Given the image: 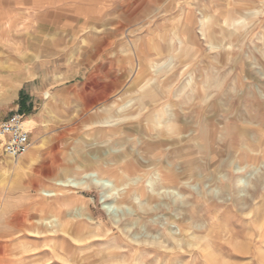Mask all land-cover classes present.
<instances>
[{
  "label": "rangeland",
  "instance_id": "obj_1",
  "mask_svg": "<svg viewBox=\"0 0 264 264\" xmlns=\"http://www.w3.org/2000/svg\"><path fill=\"white\" fill-rule=\"evenodd\" d=\"M263 65L264 0H0V118L19 111L37 124L19 158L0 145V264H98L111 250L122 253L121 262L103 263L214 264V256L218 264H263L264 160L246 158V146L264 147ZM144 92L156 94L149 105ZM132 98L127 119L100 122ZM178 136L185 146L177 155L199 176L184 173L182 184L166 191L158 182V204L148 206L135 189L145 186L150 194L147 179H157L153 140L173 143ZM168 151L165 160L175 156ZM131 155L147 165L138 175L127 166ZM32 159H49L58 177L78 178L85 169L109 178L124 173L128 185L111 199L132 189L130 202L117 207L113 222L99 190L68 187L49 211L18 217L28 194H38L29 183L39 173ZM71 195L87 201L92 221L72 215L64 200ZM140 216L143 226L135 222ZM42 219L53 221V231L33 232ZM80 221L89 225L76 241L66 233L80 237L73 232ZM100 223L111 229L96 235ZM192 231L202 237L198 249L187 245ZM125 241L151 250L133 258ZM240 244L248 250L238 252Z\"/></svg>",
  "mask_w": 264,
  "mask_h": 264
},
{
  "label": "bare ground",
  "instance_id": "obj_2",
  "mask_svg": "<svg viewBox=\"0 0 264 264\" xmlns=\"http://www.w3.org/2000/svg\"><path fill=\"white\" fill-rule=\"evenodd\" d=\"M229 13V11H227ZM228 15V14H227ZM225 19V18H224ZM235 21H238V19L233 18L231 21H229L230 24H234ZM204 22V19H201L200 23L201 26ZM228 23V22H227ZM229 24V25H230ZM228 25V24H227ZM140 48V47H139ZM152 49V48H151ZM141 50V49H140ZM146 52V51H145ZM141 56V55H140ZM154 57V56H153ZM137 58V57H136ZM145 58V57H144ZM150 58V57H148ZM153 62H150V64ZM149 64V63H148ZM149 64V65H150ZM156 64V63H154ZM147 65V64H146ZM133 65H131L132 67ZM158 66V64H157ZM156 65H154V67H157ZM152 67V66H149ZM133 68V67H132ZM137 68H139V66H137ZM264 68V65H263ZM146 69V68H145ZM134 70V68L132 69ZM144 70V69H143ZM155 70V69H154ZM136 71V70H135ZM142 71V69H141ZM140 72V71H139ZM143 73V72H142ZM163 73V72H162ZM128 74V73H127ZM138 75V74H137ZM141 75V74H140ZM250 75V74H249ZM139 76V75H138ZM143 79V78H142ZM136 80V79H135ZM152 80V79H151ZM264 80V79H263ZM261 83V82H260ZM146 84V83H145ZM143 84V86L141 87V91H143L147 85ZM261 91H262V96L263 98L261 99L263 102L259 101L260 103H264V82L261 83ZM252 93V92H251ZM156 94L152 93L151 95L146 94L145 92L142 94V98L146 100L145 104L149 105V96L152 98L153 96H155ZM123 98V97H122ZM149 99V100H148ZM162 99V98H161ZM156 101V100H155ZM136 102V99L132 98L127 100V102H124L123 104H121L117 110L119 113H121V115H119V113L111 115V114H106L104 116V118L102 120H100L101 123H103L105 126H111L115 123H118L120 121H123L125 119L128 118V115L126 114V110L133 104ZM154 103V102H153ZM104 107V106H103ZM155 107V106H154ZM132 108V107H131ZM186 108V107H185ZM100 109V108H99ZM112 108L107 109L109 112ZM145 107H140V110H144ZM129 110V109H128ZM108 111H106L105 113H107ZM135 113V112H134ZM166 113V112H165ZM133 114V113H132ZM134 115V114H133ZM167 116V115H166ZM194 116V115H193ZM250 117V116H249ZM172 123V122H171ZM175 123V122H174ZM181 123V122H180ZM24 125L27 129L31 130L30 128H37V124L31 119L28 118L27 120H25ZM228 130V129H227ZM135 131V130H134ZM147 132V131H146ZM156 133V132H155ZM219 133V132H218ZM157 134V133H156ZM186 134V133H185ZM223 134V133H222ZM147 137V135H146ZM179 137V136H178ZM151 139V138H150ZM156 139V138H155ZM249 139V138H247ZM183 141V137H179L177 139V141L170 143L169 140H166L163 137H158L156 140H153L154 143H156L155 145V151H157L156 153L160 156V159L158 162H156L157 164L155 165L156 167V172H157V179H147L148 184L151 187V193L148 194L146 192V187L145 186H138L137 189H135L137 191V194L141 197L146 196V202L147 205H154V204H158V199L160 197V193L159 190L158 192H156L155 190L158 189L155 188V185L159 182L161 183V187L168 189L171 187V184L176 185L177 187H179L180 184H182L183 180L185 179V174L184 173H188V175L192 178V179H196L197 173H196V168L197 166L194 165V163H188L187 165L184 164V157L183 156H179L177 155V153H180L181 155L183 153H181L184 149V144H181V142ZM248 141V140H247ZM252 142V141H251ZM139 143V142H138ZM158 144V145H157ZM259 146L257 147L258 149H260V154L257 155L255 154V150L256 147H253V145H248V147L246 146V158L248 160L253 161V163H258L260 161V159L264 160V147H261V143L259 142ZM230 147V146H229ZM201 149V148H200ZM55 150V149H54ZM167 150H169L168 152H170L171 154H175V156H172L171 158L169 157L168 160H165L166 158V152ZM52 151V150H51ZM196 151V150H195ZM201 151V150H200ZM258 151V150H257ZM256 151V153H257ZM27 152V151H26ZM25 152V153H26ZM151 153V152H150ZM104 158V157H103ZM50 161H52L54 164H57V158L52 156L49 158ZM49 159H32V163H36L38 162V164L35 166L34 171H37L39 173H36L37 176H35V173H33L32 178L30 180L29 183H31L33 186L37 187L38 189V194L33 198L31 196V194H28V197L30 198V204H25L24 210H22L20 213H17L18 217H20L21 213H27L30 212L31 210H40L41 212H46L49 211L51 208L50 206L52 205V202L55 200H60L61 196L63 195V192H65L67 190L68 187H72L75 190H85V189H97L99 190V194L101 195V205L102 208L107 212L109 218L111 219V221L115 222L116 218H117V207L121 204H125L130 202V192L132 191V189H128L126 190V194L123 195V197H121L120 199H111V192L114 189H118L121 187H126L128 185V178L126 176V174H121L120 172L115 173L114 176L110 177L106 176V175H101L98 171L96 170H88L85 169L84 172L82 173V175L78 178H70L69 176L66 177H58V175L56 176L54 169H53V165L52 164H48L49 163ZM100 159V158H99ZM143 161V160H142ZM139 158H137L136 156L131 155L130 158V163L127 165L128 168L130 170H132L133 172H138L139 170H142L140 168H144L147 165L144 164ZM51 162V163H52ZM147 162V161H145ZM104 164V163H103ZM22 164L20 163V161L16 160L14 161V167L15 169L20 168ZM55 166V165H54ZM149 166V165H148ZM196 168H195V167ZM113 165L110 163L109 160H107L105 162V166H104V171L106 170L107 173H109L110 171L113 170ZM87 168V167H86ZM117 170V169H116ZM198 170V169H197ZM58 172V171H57ZM61 172V171H60ZM123 172V171H122ZM121 172V173H122ZM152 174V173H151ZM66 175V173L64 174ZM109 175V174H108ZM136 175H138L136 173ZM69 177V178H67ZM132 177V176H130ZM140 177V176H139ZM246 178L247 175L242 176L241 178H239L240 182H246ZM159 185V184H158ZM159 185V187H160ZM157 186V185H156ZM243 186V185H242ZM31 187V186H30ZM158 187V186H157ZM71 188V189H72ZM245 186L242 187V189H244ZM36 189V188H35ZM134 189V188H133ZM180 189H182L180 187ZM149 190V191H150ZM169 190V189H168ZM32 191V190H31ZM166 191V190H165ZM161 192V190H160ZM164 193V192H163ZM164 195V194H163ZM162 195V196H163ZM167 197V196H166ZM64 200L66 202V206L68 207V210L70 212H72V215L76 216H82V217H86L88 220H93V216L89 213L88 209H87V201H85L84 199L80 198V197H76L75 195H71V196H66L64 197ZM89 200H92L91 198ZM160 202V201H159ZM161 204V203H160ZM184 204V203H182ZM62 205V204H61ZM185 205V204H184ZM146 206V205H145ZM77 207V208H75ZM152 207V206H151ZM180 208V206H179ZM185 210V209H184ZM59 211V209H58ZM57 211V212H58ZM186 211V210H185ZM60 212V211H59ZM32 213V212H31ZM14 214V213H13ZM56 214V213H55ZM16 215V216H17ZM71 215V216H72ZM58 216V214H57ZM60 216V215H59ZM58 216V217H59ZM68 216V215H67ZM60 218V217H59ZM258 218V217H257ZM22 219V218H21ZM71 219V217H70ZM144 217L140 216L139 220H136L135 222L140 225L143 226V220ZM184 219V216L183 218ZM36 221H38L37 219H34ZM45 219H42L41 223V227H35V229L33 230V232H35L36 234L39 233H47L49 231H53L52 227L53 226V221H49V220H45L46 222L44 223ZM185 220V219H184ZM19 221V219H18ZM49 221V222H48ZM16 222V221H15ZM23 222V220H22ZM133 222V221H132ZM4 223V222H3ZM179 228L181 230V232L186 231V223L182 220H178L177 221ZM20 224V223H19ZM94 224V223H93ZM127 224V223H126ZM88 223L86 221H80L78 223V227H76V230H74L73 232L79 234L77 236L80 237H72L68 232L66 233L69 237H71L72 239L76 240V241H81L82 237L84 239V236L80 234V232L82 231L84 233V231L88 228ZM146 225V224H145ZM51 227V228H50ZM96 235H101V233L103 231L108 232V230H110L111 228H106V225L104 223H100L98 224L96 227ZM131 228V227H130ZM41 229V230H40ZM65 231V230H64ZM29 232V231H28ZM197 232V231H196ZM196 232H191L190 236L188 238H191L189 240H191L190 242H187V245L192 246L194 248H200L199 245L201 244V235H198ZM185 233V232H184ZM222 234V233H221ZM74 235V234H73ZM108 235V234H107ZM189 235V234H188ZM263 236L264 235V230L262 232L258 233V236ZM7 236V235H6ZM38 236V235H37ZM114 236V234H110L108 237L112 238ZM61 237V236H60ZM51 238V237H50ZM91 239V238H90ZM44 240V239H43ZM113 241L115 239H112ZM167 240V239H166ZM264 240L261 238V241ZM121 241H124V239L121 238ZM165 240L162 241V243ZM168 241V240H167ZM181 241V242H180ZM110 242V241H109ZM112 242V241H111ZM119 242V241H118ZM176 242L178 243H186L184 240H180V239H176ZM215 242V241H214ZM65 243V242H64ZM114 243V242H113ZM126 245L128 247H130V245L132 246L134 253L136 255V257L133 258H138L137 255H140V253L142 251H149L151 250L148 246H143V247H139V246H135L132 245L129 241H125ZM161 243V244H162ZM167 243V242H166ZM218 242H216L217 244ZM60 244V243H59ZM117 244V242H116ZM177 244V243H176ZM175 243L173 245H176ZM122 245V244H121ZM219 245L221 246V248H224L225 246L222 245L221 243H219ZM72 246V245H71ZM114 246H116L114 244ZM120 246V245H119ZM118 246V247H119ZM163 246V245H162ZM208 247H209V243H208ZM59 248H62L63 250H65V248L63 247V245H59ZM121 248H123L121 246ZM176 248V246H175ZM174 248V249H175ZM179 248V246L177 247ZM237 251L238 252H245L246 250H248L247 248L245 249L244 245H237L236 246ZM116 249V248H115ZM120 249V248H119ZM173 249V248H172ZM197 249H193L192 250V254H196L197 253ZM127 250V249H125ZM153 250L155 252H157L158 254H163V252H161L159 249H157L156 247L153 248ZM182 250V249H181ZM217 250V249H216ZM122 251V250H121ZM124 252V250L122 251ZM130 252V251H127ZM154 252V253H155ZM248 252V251H247ZM132 253V252H131ZM143 253V252H142ZM141 253V254H142ZM125 254V253H124ZM128 254V253H127ZM191 254V255H192ZM201 254V253H200ZM208 254V253H207ZM16 255V254H15ZM122 255L121 252H119V250H111L110 252L103 254L100 259L97 260V262H108L109 260L113 262L117 261L118 262V258ZM129 255V254H128ZM131 255V254H130ZM218 255V254H217ZM262 255V254H261ZM119 256V257H118ZM132 256V255H131ZM198 256V255H197ZM211 256V255H210ZM33 257V256H32ZM148 257V256H147ZM264 257V254H263ZM23 258V257H22ZM264 260V258H262ZM261 259V262H262ZM20 260V259H19ZM212 263L214 264H218V258L212 256L211 257ZM125 261V260H124ZM121 262V261H119ZM118 262V263H119ZM175 263H177L176 261H174ZM24 263V262H23ZM22 263V264H23ZM98 263V264H99ZM101 263V264H102ZM107 263V264H108ZM263 263V262H262ZM18 264V262H17ZM106 264V263H103ZM219 264H223V263H219ZM264 264V263H263Z\"/></svg>",
  "mask_w": 264,
  "mask_h": 264
},
{
  "label": "built area",
  "instance_id": "obj_3",
  "mask_svg": "<svg viewBox=\"0 0 264 264\" xmlns=\"http://www.w3.org/2000/svg\"><path fill=\"white\" fill-rule=\"evenodd\" d=\"M24 122L25 115L19 111L0 118V145L4 154L12 159L19 158L31 145V130Z\"/></svg>",
  "mask_w": 264,
  "mask_h": 264
},
{
  "label": "crops",
  "instance_id": "obj_4",
  "mask_svg": "<svg viewBox=\"0 0 264 264\" xmlns=\"http://www.w3.org/2000/svg\"><path fill=\"white\" fill-rule=\"evenodd\" d=\"M27 119H28V118H27ZM27 119H26V120H27Z\"/></svg>",
  "mask_w": 264,
  "mask_h": 264
}]
</instances>
